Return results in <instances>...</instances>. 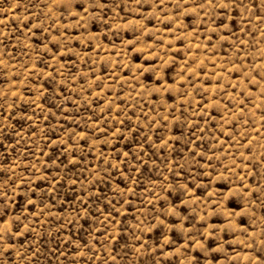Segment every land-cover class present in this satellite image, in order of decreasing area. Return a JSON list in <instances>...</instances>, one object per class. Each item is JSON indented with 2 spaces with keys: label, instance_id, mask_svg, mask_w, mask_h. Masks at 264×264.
I'll return each mask as SVG.
<instances>
[{
  "label": "rangeland",
  "instance_id": "obj_1",
  "mask_svg": "<svg viewBox=\"0 0 264 264\" xmlns=\"http://www.w3.org/2000/svg\"><path fill=\"white\" fill-rule=\"evenodd\" d=\"M0 264H264V0H0Z\"/></svg>",
  "mask_w": 264,
  "mask_h": 264
}]
</instances>
